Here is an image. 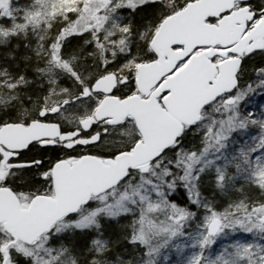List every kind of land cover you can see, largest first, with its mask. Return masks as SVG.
Here are the masks:
<instances>
[{
	"label": "snow or ice",
	"instance_id": "6c2138e0",
	"mask_svg": "<svg viewBox=\"0 0 264 264\" xmlns=\"http://www.w3.org/2000/svg\"><path fill=\"white\" fill-rule=\"evenodd\" d=\"M264 0H0V264H264Z\"/></svg>",
	"mask_w": 264,
	"mask_h": 264
},
{
	"label": "trees",
	"instance_id": "16d2710c",
	"mask_svg": "<svg viewBox=\"0 0 264 264\" xmlns=\"http://www.w3.org/2000/svg\"><path fill=\"white\" fill-rule=\"evenodd\" d=\"M21 2L23 3L24 0H21ZM256 103L257 104H264V101L261 100V98L259 96L256 97Z\"/></svg>",
	"mask_w": 264,
	"mask_h": 264
}]
</instances>
